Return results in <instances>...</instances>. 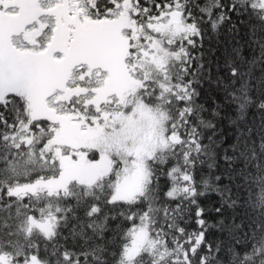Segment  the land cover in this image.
Here are the masks:
<instances>
[{"label": "trees", "instance_id": "1", "mask_svg": "<svg viewBox=\"0 0 264 264\" xmlns=\"http://www.w3.org/2000/svg\"><path fill=\"white\" fill-rule=\"evenodd\" d=\"M91 2V7L85 3L88 19L78 15L93 33L85 32L82 47L122 0ZM256 2L131 0L135 24L148 36L141 38L142 46L155 43L163 59L159 65L129 48L126 60L137 62L135 74L144 78L135 98L163 113L167 138L146 160L150 178L132 201L112 200L118 164L91 183L47 188L43 182L61 173L47 149L53 125L47 119L29 121L26 102L16 93L0 102V264H264V10ZM4 5L2 60L12 83L21 90L57 91L62 89L55 86L65 83L67 92L69 67L40 68L35 82L36 64L11 42L35 25L22 27L20 19L34 14L42 21L50 12H36L37 4L26 1L29 11L11 19L7 1ZM175 9L191 30L168 39L148 26ZM9 19L17 30L4 31ZM66 67L64 80L59 71ZM93 69L82 66L78 74ZM77 99L73 95L66 103L69 110L81 106ZM88 154L92 169L100 154L95 149ZM48 217L55 221L51 236L26 231L30 219ZM142 223L155 244L126 258L131 230Z\"/></svg>", "mask_w": 264, "mask_h": 264}, {"label": "rangeland", "instance_id": "2", "mask_svg": "<svg viewBox=\"0 0 264 264\" xmlns=\"http://www.w3.org/2000/svg\"><path fill=\"white\" fill-rule=\"evenodd\" d=\"M86 2L91 7L90 0L69 2L67 8L69 15L81 14L84 19H88L89 7L86 6ZM256 3L264 10V0H257ZM60 4L62 1L58 0L51 4H37L36 8L50 12L52 17L44 15L43 18L46 16V21L55 23L57 15L55 17L52 14L56 13L54 9ZM21 5L19 4L16 9L7 8L5 11L8 14L23 16L29 10ZM116 6L117 13L101 22L98 25L100 29L98 34L90 42L87 40L90 46L94 45L96 62L90 66L95 68L90 73L80 76L78 72H70V80L68 79L66 87L70 89L67 92L63 89L65 83L55 86L62 91L52 87L40 90L18 88L17 83H12V76L6 72L7 66L2 56L7 49L5 40H0V102L6 100L8 95L16 93L26 102L29 121L47 119L53 125L54 134L47 143V149L52 150L59 160L61 173L58 177L43 182L47 188L58 190L72 181L91 183L109 174L118 164L119 176L112 200L132 201L150 178L146 160L157 150L165 147L167 138L164 133L163 113L151 110L135 98L143 86L144 78L135 74L137 62L129 63L126 58L129 48L132 47L135 48L134 55L149 58L159 65H162L163 59L160 48L155 43L149 42L147 46H142L141 38L148 36L135 24L131 15V0H122ZM4 8L5 5L0 4V14ZM16 25L17 22L15 24L9 19L4 31L17 30ZM148 26L168 39L191 30L179 9L163 13L158 19L149 22ZM37 28L38 25H31L24 31L22 38L14 37L11 42L25 54L40 53L45 47L30 46L35 42L37 35H41V28ZM38 30L40 31L35 33ZM41 37L43 38L42 35ZM84 37L85 32L82 31L76 39L77 47L84 44ZM59 57L60 55H57L58 59ZM39 69L40 67H35L33 70L35 82L38 80L36 72ZM61 70L63 71H59V77L65 80L68 68ZM79 78H84L86 83L71 87V83ZM91 81H97L98 84L96 86L87 84ZM73 95L78 97L76 103L81 105L76 107L75 112L69 110L71 104L69 106L66 104ZM89 106L94 109V113L90 112ZM90 149L98 150L100 154V159L95 162L92 169L88 165L91 163L88 154ZM54 225V219L44 224L37 223L34 219L29 220V229L39 228L46 236L53 234ZM131 234L132 240L125 248L126 258L128 256L133 258L146 246L151 248L155 244L150 238L146 223L133 227Z\"/></svg>", "mask_w": 264, "mask_h": 264}, {"label": "flooded vegetation", "instance_id": "3", "mask_svg": "<svg viewBox=\"0 0 264 264\" xmlns=\"http://www.w3.org/2000/svg\"><path fill=\"white\" fill-rule=\"evenodd\" d=\"M26 1L33 5L45 3L47 0H8L7 4L14 8L19 7L20 3L22 4L21 6H23ZM51 1L55 2L58 0ZM61 1L62 4L58 5L57 8L54 9V11L57 13L54 14L55 17L57 15L55 23H43L40 25L44 32L51 28V32L48 36L46 45L44 46V50L35 55L26 54L22 56L24 59H30L32 62H34L36 64L35 67L39 65L41 69H44L45 66L54 69H60L61 66H67L70 69L78 66H90L95 61L94 45H89L87 47H82L79 45L80 47H77L74 37L80 36L82 31L87 33L89 31V35L93 36V33L90 31L91 25L81 22L78 14H68V3L72 0ZM37 11L41 12V9L37 8L36 12ZM33 15H30V18L25 21L20 19V21H22L20 23L21 26L26 27L36 23L37 18H35V15ZM12 17V19H17L15 16ZM30 46L40 47L41 44L40 42L33 43ZM57 55H60L59 59L57 58Z\"/></svg>", "mask_w": 264, "mask_h": 264}, {"label": "bare ground", "instance_id": "4", "mask_svg": "<svg viewBox=\"0 0 264 264\" xmlns=\"http://www.w3.org/2000/svg\"><path fill=\"white\" fill-rule=\"evenodd\" d=\"M50 219H53V218H50V217H48V218H44V219H42V220H35V222H37V223H41V224H44V223H49L50 222ZM40 221V222H39ZM44 221H46V222H44ZM33 230H38V231H40V232H42L39 228H36V227H34L33 229H29V223H28V225H27V227H26V231L27 232H31V231H33ZM43 233V232H42ZM15 256V255H14ZM16 258H17V256H15ZM19 264H23V263H19Z\"/></svg>", "mask_w": 264, "mask_h": 264}]
</instances>
